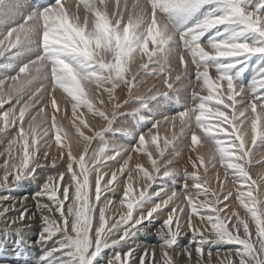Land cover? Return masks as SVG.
Returning <instances> with one entry per match:
<instances>
[{"label": "snow or ice", "instance_id": "1", "mask_svg": "<svg viewBox=\"0 0 264 264\" xmlns=\"http://www.w3.org/2000/svg\"><path fill=\"white\" fill-rule=\"evenodd\" d=\"M243 3L244 0H132V2L58 0L57 7L45 10L42 14L28 15L23 24L10 29L0 38V57H3L42 25L44 48V54L22 67L15 77L0 81V104L6 100H13L25 90L26 86L42 75L47 73L51 76L50 83L36 89L22 103H17L16 107L3 112L4 128H0V132L10 127L16 128L17 132L7 146L6 152L0 153L5 155V162L0 164V169H3V174L0 175V190L8 183L20 180L26 170L34 173L35 168L42 162L37 160L41 152L43 159L51 156L55 164L63 158V153L67 149L68 159L73 161L67 163L65 172L49 178L44 190L35 198L37 210L41 213L42 219L50 225L42 234L44 240L51 239L59 232L67 233L68 217L71 215L75 218V223L71 225V234L68 236L70 243L67 247L74 248L75 251L70 255L78 256L79 264H93L96 256L108 246L106 238L115 230L123 228L121 238L127 239L133 229L171 205L170 211L164 218L171 239L160 250L159 259L155 249H146L140 264H177L170 249L174 247L179 235L188 232L184 230L185 228L193 234L192 244L202 245L211 234H215L220 240L241 246L238 250H229L223 258L220 252L214 256L211 251L205 254V249L201 246L194 249L189 246L177 253L187 257L185 264H264V254H258L253 243L254 236L257 239L264 238V172L253 179L245 168L249 156L255 155L257 141L264 139V66L258 67L250 86H238L234 76L229 74L232 68L244 63L251 56L264 57V39L255 45L240 41V37L248 32L258 33L264 38V17L256 12L246 11L242 6ZM209 4L216 5L215 12L205 15L191 27L180 30L189 18ZM18 6V0H0V16L14 11ZM260 7H264V0ZM225 25L228 27L217 31L206 44L201 43L208 32ZM142 26H144L143 30H141ZM226 34V39L219 38ZM177 35L184 41V52L174 65L166 67L168 75L165 80L159 82L158 90L156 86H152L143 97L151 99L154 96L167 94L173 83L186 71L195 70L203 86L200 87L198 84L193 89V96L196 99L192 108L158 122L155 127L166 122L174 129H178V132L172 133L170 139L165 140V146L182 135L190 125L194 128L191 135L193 146L200 144L202 137H206L207 141L218 146L221 140L213 133L230 131L231 148L219 147L218 153L214 149H209L193 159L191 153L196 151L193 147L188 155L193 168L198 167V159L200 165L207 160L213 169L216 168L214 161L219 155V163L225 171L223 177L218 170L216 171L218 188L206 187L209 181L202 180L198 171L190 172L185 168L188 177L185 191L167 194L146 214L134 217L136 205L145 197L158 169L163 167L158 163L160 158L152 159V152H149L152 172L143 168V165L137 164L136 167L142 174L134 178L131 176L133 169L129 168L131 155L123 160L122 166L112 171L106 161L115 160L120 153L115 152L106 156V149L100 148L98 153L89 156L87 144H90L93 137H84L82 132H78V135L86 141V150L77 160L71 155V145L62 143V131L56 127L55 111L50 118L51 128L56 129L54 142H41L50 131L48 127L41 128L46 123L44 108L50 104L54 110L58 109L55 94L58 88L63 89V92L71 97L75 123L77 119L75 110L81 104L86 105L90 111L93 109L92 100L88 99L86 89L91 91V86L95 85L97 93L102 94L106 90L111 95L112 91L123 85L131 92L137 73L148 66L157 52H163L169 41ZM69 55L82 56L94 66H98L99 70L82 73L65 59ZM209 60L232 62H221L212 67L206 63ZM244 70L246 69H241ZM128 73H131V78H128ZM103 86H107L106 89ZM205 88L208 90V95L201 96L197 89ZM45 96L48 99L44 105L35 115H29V109L35 108L44 101ZM241 96L244 97L243 101L237 99ZM213 100L216 102L215 105L208 107V102ZM244 101H247L246 106L238 107ZM64 110L67 111V106ZM26 113L29 116L27 129L25 128ZM96 115L107 120V123L110 122L105 113L97 111ZM210 116L215 118V124L208 122ZM37 129L41 131L37 132ZM149 135H151V143L156 146L154 151L161 156L163 150L159 145L158 136L151 133ZM38 136L40 139H37ZM63 136L67 137V133H63ZM147 143L146 137L142 136L135 151H143L140 146ZM54 145L59 146V155H51ZM42 146L46 150L41 151ZM260 149H264V146ZM257 162H260L261 167L264 168V152H261V160ZM76 165L79 166V171L76 170ZM227 169L234 171L229 173ZM126 170L128 184L123 200L127 201L126 210L118 219L107 218L105 211L111 201L103 200V206L99 208L98 227L93 232L96 206L101 203L102 196L106 191L111 190L113 185L123 186V181L118 177ZM92 172H96L94 182H90ZM230 175L234 177L232 184L242 181L248 189L247 191L237 189V195L231 200L229 199L233 197L231 187L225 186ZM140 178L145 181L142 185L143 190L134 195L133 183H139ZM189 180L193 182L191 186ZM192 187L197 190V196L205 198L199 205L194 202ZM201 188H203L202 192L199 191ZM182 197H187L186 202ZM222 201L228 203L220 207ZM235 201H238V204ZM26 204L27 199L24 198L11 206H0V224L10 228L18 221L26 219L29 214L28 209L24 207ZM66 204L70 205L67 212ZM188 206L191 207V212L185 211ZM239 206H243L254 221V234L248 221L242 219L239 211L235 210ZM18 207H24V210L18 216L9 218L8 213ZM198 207L212 209V212L200 216L201 223L210 225V230L201 231L193 224L192 214L197 212ZM181 215L185 217L183 223ZM233 217H235L234 221H232ZM227 222H231L232 230L227 227ZM261 248H264V244ZM108 264H132V250L124 255L117 254Z\"/></svg>", "mask_w": 264, "mask_h": 264}, {"label": "rangeland", "instance_id": "2", "mask_svg": "<svg viewBox=\"0 0 264 264\" xmlns=\"http://www.w3.org/2000/svg\"><path fill=\"white\" fill-rule=\"evenodd\" d=\"M24 2L26 4V8L22 9L23 7H20L21 12L18 10L19 12L17 11L15 13L17 14L16 16L14 13H11L12 11L7 12L8 14L6 13L5 15L0 16V38L6 35L10 29L23 24L27 15L42 14L45 10L58 6V0L18 1L19 5H23ZM261 3L262 0H244L242 6L246 9V11L256 12L258 15L264 17V7H260ZM215 10L216 5H205L191 18H189L187 22L183 24L185 26L182 25L180 30L183 31L184 28L191 27L205 15L209 14L210 12H215ZM11 14L12 16H7ZM227 27V25L221 26V28L213 29L212 31L208 32L202 38L201 43L206 44L217 31H222L223 28ZM219 38L226 39L227 34ZM262 39L264 38H261L258 33L253 32L245 33L244 36L240 37V41L248 42L254 45L261 43ZM178 45V47L182 48L180 51L183 53L185 44L180 38L178 40ZM163 52L165 53V49ZM157 53H159V55L156 54L148 66L137 73L135 80H133V88L131 92H129L127 87L123 85L112 91L111 95H109V92L106 90L103 91L102 94L97 93L95 85L91 86V91L86 89L88 99L92 100L93 109L90 111L86 105L81 104L75 110L77 117L75 123L73 122V109L71 107L70 101L71 97H68L67 93L63 92V89L58 88L56 92L58 109L54 110L51 105L48 104V108H44L43 115L45 120L48 117L49 118L47 120V124L45 123L41 126V128L44 126L50 128L48 133L49 137H43L41 142H54L56 129L51 128L50 118L51 114L55 111L57 116L56 127L60 128L62 131V143H69L71 145L72 156L79 160L81 153L86 150V141L80 135H78V132H82L84 137H93L90 141V144H87V148H89V156L98 153L100 148L106 149V156L114 154L115 152L120 153V155L115 160L106 161L109 167L112 166L111 168H118L122 166L123 160L127 159V157L131 155L132 159L129 161V168L133 169L131 176L134 178L142 174L141 170L136 167L137 164L143 165V168L147 169L149 172H152L151 159L148 158L149 152H152V159L159 160L160 158L158 163L163 165V167L158 169L157 175L153 177L151 187L147 190L145 197L141 199L136 205V209H134V212L137 210L138 213H141V215L146 214L155 204L160 202L162 198H165L167 194L185 191V183L188 179L184 171L185 168H187V170L190 172L198 171L202 180L209 181V183L205 185L206 187L218 188L219 184L215 179L216 171L219 170L221 177H223V173L225 171V168L219 163V155L217 156V161H214L216 164L215 169L210 166L207 160L203 165H200L198 159V167L193 168L191 161L188 159V155L191 151V148L193 147L196 149V151H193L194 153H192L196 158L201 152H203V150L207 148L214 149L217 151V153L219 151V147H224L226 149L231 148L230 131L228 133H213L221 140V144L218 146L214 145L211 141H207L206 137L201 138L200 144L195 146L191 145V135L194 130L191 125L185 129L186 132L177 136L176 139L172 140L168 146H165V140L170 139L172 133L178 132V129H174L166 122L160 124L158 127H155L156 124L160 121H163L164 119L175 117L179 113L188 111L190 108H192L193 101L196 99L193 96V89L198 84L200 87L203 85L202 80H200L198 73L195 70L189 72L186 71L179 79H188L191 81L190 84H193L191 85L192 89H189L190 91H188L190 97H186L185 100H182L180 95L181 91L179 92L173 83L172 88L168 90L167 94L160 96H154L153 94L154 98H144L143 95L147 93L149 88L155 84L158 90L159 82L165 80L168 75L167 71L165 70L166 67L172 66L170 62L166 61V56L164 53ZM43 54L44 48L42 45L41 25L40 28L31 32L28 38L22 41V43L18 45L17 48L12 49L9 53L5 54V56L0 57V81L15 77L22 67H24L26 64L29 65ZM65 59L82 73H89L91 71L99 70L98 66H94L92 62L79 55H69L66 56ZM221 62L229 63L232 61L209 60L206 63L209 66L215 67ZM260 66H264V57L254 55L249 57L244 63L238 64L237 67L232 68L229 74L234 76L235 82L238 86H250L252 80L257 74L258 67ZM241 69L246 70L241 71ZM48 75L46 73L45 75L31 82L29 84L30 86H26L25 90L18 94L13 100H6L3 104H0V128H4L3 112L16 107L17 103H22L23 100H26L28 96L31 95V93L36 89L50 83L51 76L50 74ZM127 75L128 78H131V73H128ZM152 81H154V83H152ZM103 87L106 89L107 86ZM108 87L110 88L111 86L109 85ZM181 88L184 89L183 86ZM197 90L200 91L201 96L208 95V90L206 88ZM172 93L175 94V97L171 95ZM47 99V96H45L44 101H41L39 104H37L35 108L29 109V115H35L36 111H38L44 105ZM237 99L243 101L244 97H237ZM215 103L216 102L214 100L209 101L208 107L214 106ZM246 104L247 101H244V103L238 105V107H244ZM65 106H67V111L64 110ZM97 111L105 113L109 117L110 122L107 123V120L101 118L99 115H96ZM28 120L29 116L26 113V129ZM208 122L211 124L216 123L215 118L211 116L209 117ZM221 126L226 127V125ZM4 130L5 131L0 132V153H3V151L6 152L7 146L10 144L17 132V129L14 127L6 128ZM40 131L41 129H37V132ZM63 133H67V137L63 136ZM150 133L152 135L158 136L159 145L163 150L161 156L160 153L154 151L156 146L151 143V135H149ZM142 136L146 137L148 143L146 145L140 146L144 149L143 151L137 152L135 149L138 146L139 140ZM37 139H40V137L38 136ZM261 146H264V139L257 141V147L254 149L255 155H250L248 158L249 162L245 164L246 170L249 171V174L253 179H256L259 173L264 172V168L261 167V163L257 162L261 160V152H264V149H260ZM54 147L55 145L51 149V155H59V146H56L57 148ZM44 150L46 149L44 146H42L41 151ZM192 153L191 155H193ZM0 156L2 157V155ZM195 157L192 156L193 159H196ZM37 160L42 162L40 163V166L35 168L34 173L31 170H26L25 175H23L20 180L10 182L5 185L2 190H0V197H6V199H0V206H11L15 202L26 198L27 205H24V207H26L29 212L26 219L18 221L17 224L11 225L10 228H5L3 224H0V264H79V257L70 255V253L75 251L74 248L67 247V245L70 243L68 236L71 234V225L75 223V218L69 215V231L67 233L59 232L53 235L51 239L44 240L42 238V234L46 232V229L49 228L50 225L47 224L45 219H42L41 213L37 210V202L35 199L36 196L39 195L42 190H44L49 178L55 177L57 174L65 172L68 166L67 163L73 161L68 159L67 149H65L63 153V158L58 160V162L55 164H53L51 156H49L47 159H43V152H41V154L37 157ZM0 162V164H3L5 160L1 159ZM75 167L76 170L79 171V166L76 165ZM205 169H207V171H205ZM227 171L231 173L234 170L227 169ZM2 174L3 169H0V175ZM95 175L96 172H92V176H90V182H94ZM127 175L128 171L126 170L118 177L119 180L123 181V186H119V184L117 186L113 185V188L109 191H106L102 198H110L111 201L118 199L120 202L127 203V201H123L128 184L126 179ZM65 179L67 180V177ZM233 179L234 177L230 175L228 177V182L225 185L226 187H231L233 192V197H230V200L237 195V189H240L241 191L248 190L247 185L242 181H236L234 184H232L231 181ZM10 180H13V178H10ZM144 183L145 181L142 178L139 179V183L134 182V195L143 190L142 185ZM188 183L190 186L193 184L191 180H189ZM196 191L197 190L194 187L191 188L194 202L199 205L205 198L203 196H197ZM199 191L202 192L203 188H201ZM156 193H159V195H156ZM102 198L101 203L96 206V211L93 216V232H95L98 227L99 208L103 206ZM182 199H184L186 202L187 197H182ZM227 203V201H222L220 207H223L224 204ZM235 203L238 204V201H235ZM69 206V204L65 205L66 212L68 211ZM24 207H18L15 211L9 212L8 217L14 218L18 216L19 213L24 210ZM188 207L190 208L191 212V207ZM170 209L171 205L154 214L152 219L145 220L142 224L130 232L127 239L121 238L123 235V228L115 230L110 236L106 238L108 246L104 247L100 254L96 256L93 264H108L109 260L114 258L117 254L124 255L125 253H128L129 250H132V264H140L142 257L141 255H144L146 249L156 250L158 247L162 248L160 246H163L164 248L167 245V242L171 239V234L167 231V229H165L166 227L164 221V218ZM235 210L239 211L242 219H246L248 221L250 229L254 234L255 223L251 219L250 214L247 213L245 209H243V206H239ZM105 212H107L105 213V215H108L107 218H112V216L115 217L114 214H109L110 212L107 209ZM210 212H212V209L198 207L197 212L193 213L192 216L194 217L195 214L196 216H201ZM33 213H35V215H32ZM141 215L139 214L137 217ZM221 216L223 217V213H221ZM118 217L119 215L115 218L118 219ZM234 220L235 217L232 218V221ZM148 222L155 224V226L150 230H145L146 232H140L139 228L143 227ZM193 224L195 225L194 221ZM197 227L200 228L201 231H207L210 230L211 226L207 224H205V226H201V224H199ZM227 227L229 230H232L231 222H227ZM184 230L187 231L188 229L185 228ZM137 231L140 232L143 237H145L141 247H137L136 245L134 246L137 240L134 238L133 233L136 234ZM188 234L190 236L193 235L189 230ZM186 235L187 234L179 235L176 238L174 247L170 249L173 257H176L175 259L177 260V264H185L187 257L183 255H177V253H180L182 250H184V248L189 246L193 249L197 246H201L205 249V254L207 251H211L213 252L214 256L219 250L225 254L226 252H229V250L235 251L241 247L235 243L220 240L218 237H215V234H211L202 245L195 243L192 244L191 241L193 238L189 239ZM197 235L199 236V233H197ZM137 243H139V241ZM253 243L257 253L264 254V248H261V245L264 244V238L257 239L254 236ZM142 245H148L150 249L147 247L142 249ZM157 252H159L158 249L156 250V254H158ZM110 254H113L111 258H109ZM69 256L74 258L75 261L68 259L67 257ZM158 258L159 256L157 255V259Z\"/></svg>", "mask_w": 264, "mask_h": 264}, {"label": "bare ground", "instance_id": "3", "mask_svg": "<svg viewBox=\"0 0 264 264\" xmlns=\"http://www.w3.org/2000/svg\"><path fill=\"white\" fill-rule=\"evenodd\" d=\"M19 1V0H18ZM128 2H132V0H128ZM19 4V3H18ZM28 5V4H27ZM20 7H23L22 9H24V8H26V4H25V2H24V4L23 5H19L18 6V8H16L14 11H12L11 13H16L18 10L20 11L21 10V8ZM28 7H29V5H28ZM18 11V12H19ZM23 11V10H22ZM37 11V10H36ZM21 12V11H20ZM8 14V13H7ZM26 14V13H25ZM17 14H15V16H16ZM8 17H10V16H12V14L11 15H7ZM28 16V15H27ZM185 24V23H184ZM183 26H185V25H183ZM189 26H191V25H189ZM143 27L144 26H142L141 27V30H143ZM178 40H179V38H178V35L177 36H175L172 40H170L169 41V43L167 44V46L165 47V53L164 52H162V53H164V55L166 56V61H168V62H170V64L171 65H174L175 63H176V61L178 60V58L182 55V51H180V49H182V48H180V47H178L179 45H178ZM158 55H159V53H157ZM162 55V54H161ZM164 59V58H163ZM27 65V64H26ZM10 66V65H9ZM189 72V71H188ZM187 74V73H186ZM191 74V73H190ZM48 75V74H47ZM188 75V74H187ZM186 75V76H187ZM43 76V75H42ZM49 76V75H48ZM191 76V75H190ZM44 78V77H43ZM185 78V77H184ZM189 78V77H188ZM156 82V81H155ZM190 82L191 81H189L188 79H178V81H176V82H174V86H175V88L176 89H178L179 90V92L181 91V93H180V95H181V99L182 100H185L186 99V97H190V94L188 93V91H190L189 89H192V86L191 85H193V84H190ZM193 82V81H192ZM152 83H154V81H152ZM40 84V83H39ZM151 84V83H150ZM158 84V83H157ZM147 85H149V84H147ZM156 85V84H155ZM154 85V86H155ZM28 86H30V85H28ZM183 86V88L184 89H182L181 87ZM95 89V88H94ZM26 92V91H25ZM178 92V93H179ZM177 93V92H176ZM60 94V93H59ZM56 95V94H55ZM171 95H175V94H171ZM175 97V96H174ZM178 97H180V96H178ZM99 98V97H98ZM103 99V98H102ZM102 99H100V100H102ZM189 99V98H188ZM103 101V100H102ZM68 106V105H67ZM48 108V107H47ZM49 118V117H48ZM48 118L46 119V124H47V120H48ZM45 127V126H44ZM186 132V131H185ZM170 133V132H169ZM49 137V136H48ZM45 140V139H44ZM182 140V139H181ZM152 145V144H151ZM56 147V146H55ZM54 147V148H55ZM57 148V147H56ZM209 150V148H207V149H205V150H203V152H207ZM57 151V150H56ZM3 153H5L4 151H3ZM194 153V152H193ZM192 153V154H193ZM196 153V152H195ZM200 153V152H199ZM202 153V152H201ZM197 154V153H196ZM198 155V154H197ZM196 155V156H197ZM192 156H194L195 157V155L193 154ZM198 157V156H197ZM196 158V157H195ZM5 160V155H2V157L0 156V160ZM218 159V158H217ZM137 160V159H136ZM217 161V160H216ZM1 163V162H0ZM221 166V165H220ZM112 167V166H111ZM118 167V166H117ZM218 168V167H217ZM117 168L116 167H113V168H111V170L112 171H115ZM212 169V168H211ZM110 170V171H111ZM219 171V170H218ZM128 183V182H127ZM134 184V183H133ZM137 185V184H136ZM137 187V186H136ZM134 188V187H133ZM117 189V188H116ZM103 200H109V201H111L110 200V198H106V197H104V198H102V202H103ZM103 204V203H102ZM27 205V204H26ZM126 205H127V203H124L123 202V204H122V202H120L118 199H116V200H113V201H111V203L109 204V206L106 208L110 213L109 214H114L115 215V217H117L118 215L120 216L122 213H123V211L124 210H126ZM30 208V207H29ZM33 208V207H32ZM136 209V208H135ZM31 211V210H30ZM185 211L186 212H190V208L189 207H186L185 208ZM105 213H107V212H105ZM141 215V213H138V211L136 210L135 212H134V216L135 217H137L138 215ZM108 215L106 214V217H107ZM113 217V216H112ZM119 218V217H118ZM184 219H185V217L183 216V215H181V222L183 223L184 222ZM193 221L195 222V225L196 226H198L199 224H201V226H205V224H202L201 223V220H200V216L199 215H197L196 216V214L194 215V217H193ZM158 225V224H157ZM155 226V224H153V223H151V222H148L146 225H144L143 227H141V228H139V231L140 232H146L145 230H150L152 227H154ZM166 229V228H165ZM188 231V230H187ZM138 232V231H137ZM136 232V234L135 233H133L134 234V238L137 240L136 242H135V244H134V246L136 245L137 247H141V244H143V241L145 240V237H143L141 234H140V232H138L137 233ZM185 234H187L186 236L189 238V239H191V238H193V235L192 236H190L189 234H188V232H186ZM186 237V238H187ZM133 239V238H132ZM197 239H201V238H197ZM134 240V239H133ZM123 241V240H122ZM139 241V243H137ZM146 243V242H145ZM143 246V245H142ZM149 248L148 247V245H144L143 247H142V249L143 248ZM152 247V246H151ZM156 247V246H155ZM160 247H162L163 248V246H160ZM162 248H157L158 249V251L159 252H157L158 254V256H159V253H160V250L162 249ZM150 249V248H149ZM156 249V250H157ZM185 249V248H184ZM136 250V249H135ZM151 250V249H150ZM140 252V251H139ZM144 252V251H143ZM217 252H220V250L219 251H217ZM61 253V252H60ZM179 253V252H178ZM213 253V252H212ZM221 253V257H223V255H224V253H222V252H220ZM227 253V252H226ZM225 253V254H226ZM138 254V253H137ZM176 254V253H175ZM141 255V254H140ZM111 256H113V254H110L109 255V258H111ZM141 256H143V255H141ZM180 257V256H179ZM68 259H70V260H74V258H72V257H67ZM176 258V257H175ZM159 259V258H158ZM178 259V258H177ZM183 260V259H182ZM181 260V261H182ZM75 261V260H74Z\"/></svg>", "mask_w": 264, "mask_h": 264}]
</instances>
